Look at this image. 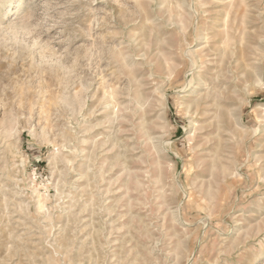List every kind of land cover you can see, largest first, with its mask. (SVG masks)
<instances>
[{
	"label": "rangeland",
	"instance_id": "1",
	"mask_svg": "<svg viewBox=\"0 0 264 264\" xmlns=\"http://www.w3.org/2000/svg\"><path fill=\"white\" fill-rule=\"evenodd\" d=\"M0 264H264V0H0Z\"/></svg>",
	"mask_w": 264,
	"mask_h": 264
}]
</instances>
